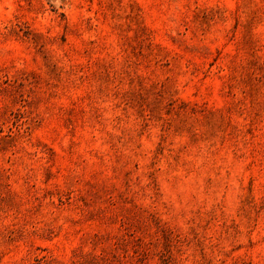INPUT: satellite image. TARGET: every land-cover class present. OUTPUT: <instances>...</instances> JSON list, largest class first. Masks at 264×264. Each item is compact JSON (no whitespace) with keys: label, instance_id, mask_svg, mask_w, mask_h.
Wrapping results in <instances>:
<instances>
[{"label":"rangeland","instance_id":"374dc122","mask_svg":"<svg viewBox=\"0 0 264 264\" xmlns=\"http://www.w3.org/2000/svg\"><path fill=\"white\" fill-rule=\"evenodd\" d=\"M0 264H264V0H0Z\"/></svg>","mask_w":264,"mask_h":264}]
</instances>
